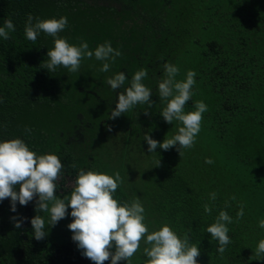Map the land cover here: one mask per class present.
Here are the masks:
<instances>
[{
    "label": "trees",
    "instance_id": "16d2710c",
    "mask_svg": "<svg viewBox=\"0 0 264 264\" xmlns=\"http://www.w3.org/2000/svg\"><path fill=\"white\" fill-rule=\"evenodd\" d=\"M28 14L40 19L67 17L68 25L58 35L69 44L79 46L84 41L94 51L111 42L122 55L109 62L108 72L99 71L103 62L95 57L82 59L75 73L62 66L55 72L40 68L54 38L41 32L35 43L27 40ZM9 18L15 31L7 40L0 38V142L19 138L37 155H57L63 165L56 182V195L61 198L71 192L79 169L112 176L119 172L123 183L114 198L120 203L139 198L149 230L167 224L183 236L190 229L189 241L201 252L199 264H264L254 255L264 238V229L258 227L264 219V122L248 113L263 117L264 83L249 86L247 82L264 66V0H0V26ZM199 30L207 34L203 42L198 41ZM165 63L179 67L178 80L189 70L197 74L185 112L202 101L194 93L204 84L197 79L208 80L207 100H203L208 110L203 116L210 121L205 119L203 125L207 129L213 125L221 150L210 148L213 141L201 127V140L191 149H181V155L175 147L147 151L145 134L162 142L178 128L175 121L168 124L160 115L164 105L157 88ZM141 68L147 69L143 83L153 93V105L138 104L108 119L118 94ZM118 72L125 74L126 81L112 90L106 78ZM238 111L228 130L229 140L216 125L217 115ZM135 154L142 157L138 162L147 179L137 181L131 195L134 178L128 171ZM206 158L214 163H205ZM73 163L75 169L70 167ZM211 192L217 193L215 202L209 200ZM233 195L245 205L244 216L227 225L231 243L220 254L218 242L206 228L220 210L235 221L236 201L224 208ZM206 203L214 205L211 215L204 212ZM34 208L35 198L27 206L17 202L16 212L11 211L10 199L0 201V264H93L68 238L58 240L59 235L50 234L37 241L30 223L37 215ZM38 214L47 227L48 214ZM13 216L27 218L21 228L13 226ZM140 253L137 256L144 257Z\"/></svg>",
    "mask_w": 264,
    "mask_h": 264
},
{
    "label": "clouds",
    "instance_id": "9594fccd",
    "mask_svg": "<svg viewBox=\"0 0 264 264\" xmlns=\"http://www.w3.org/2000/svg\"><path fill=\"white\" fill-rule=\"evenodd\" d=\"M67 25L68 20L64 16L59 19H40L27 15L24 26L27 40L35 43L41 32L54 38V47L47 51L48 59L41 62L40 68L55 72L62 66L75 73L80 69L82 59L95 57L103 62L99 71L108 72L109 62H114L122 55L111 46V42L98 45L94 51L89 50L84 41L79 46L69 44L66 38L58 35ZM14 31L12 20L4 19L0 26V38L7 40ZM163 69V78L158 81L157 88L159 100L164 105L160 115L168 124L178 122V130L162 142L152 139L148 134H145L143 140L147 143L149 153L155 152L158 147L164 151L175 147L181 155V149H191L194 146L201 130L203 113L208 108L203 101H196L194 110L185 112V105L193 96V86L196 83L194 78L197 75L195 71H187L186 77L178 80V66L165 63ZM146 76L147 69L144 68L134 73L130 86L118 94L115 108L108 119H115L138 104L151 108L153 101L150 97L153 93L143 83ZM125 81L123 72L106 78V83L112 90L121 88ZM145 115H148L147 110ZM107 130L111 131V127L108 126ZM25 131L30 129L25 127ZM205 163L213 164L214 161L206 158ZM159 166L160 161L157 160L156 167ZM70 167L75 169L77 166L73 163ZM62 169L63 165L57 155H37L22 139L0 142V201L10 199L11 211L16 212L17 202L21 206H27L35 198L34 210L37 215L31 218L30 223L32 235L37 241L43 240L48 234L45 218L38 213L48 214L49 227L70 215L72 221L67 228L72 233L71 239L82 256L93 264H104L109 260L110 264H119L120 261L131 264V258L140 250L142 241L146 245L143 248V254L147 257L144 264H199L197 258L201 252L198 246L189 241L190 229L180 236L170 226L163 224L149 232L145 224V209L139 198L124 203L114 198V193L123 183L119 172L112 176L79 169L70 194L61 198L56 195V182L61 177ZM216 199V192L209 193L210 201L215 202ZM229 201H236L237 204L235 221L227 211L220 210L214 222L206 228V232L218 242L217 251L220 254L231 243L227 225L239 222L244 216L243 202L237 201L233 195L224 202L225 209L231 207ZM213 206L204 204V212L211 215ZM26 219L23 216L10 217L17 229L22 227ZM258 227L264 229V219L258 221ZM254 255L256 260L264 259V238L256 244Z\"/></svg>",
    "mask_w": 264,
    "mask_h": 264
},
{
    "label": "rangeland",
    "instance_id": "374dc122",
    "mask_svg": "<svg viewBox=\"0 0 264 264\" xmlns=\"http://www.w3.org/2000/svg\"><path fill=\"white\" fill-rule=\"evenodd\" d=\"M211 34L213 35V30L211 32ZM206 33L202 30H199L198 33H197V37H198V41L199 42H203L206 38ZM199 81H203L202 83L203 86H202V89H199V88H195L194 89V93L196 94V96H198V98L202 99L203 100H207V96H206V88L208 86V80H201L200 78L197 79V82ZM248 85L249 86H253L259 82H262L264 83V66L262 67V71L260 72H255V73H251L248 77ZM262 100L260 101V104L262 106V110L264 111V95L263 97H261ZM194 109V108H193ZM192 109V110H193ZM236 113H238L236 115ZM251 117L253 119H257V118H260L259 120L261 121V123L264 122V114H262V118L260 117V115L255 112L256 114L254 115V113H252L251 111L248 112ZM239 111L238 112H235V113H232V114H228V113H225L223 114L222 112H220L218 115H217V118L219 119V122H217L216 125L220 126V132L222 133V135H224V137H226L228 139L229 137V140H230V131L228 133V130H230V128L232 127L233 125V122H234V118L239 116ZM204 117V116H203ZM205 119L209 122L210 120L205 118L202 120V123H201V127H203L205 129V132H203V134L206 136V138H211L212 139V145H210V148H215L216 146H218L219 150H221V148H223V146L221 145V142L219 141L218 139V132L215 130V128L213 127V125L210 124L211 126V129H207L203 124L205 122ZM176 125L178 126V122H176ZM178 130V128H177ZM201 132H199V134L197 135L196 137V141H200L201 140ZM214 136L216 138H214ZM264 142V141H263ZM228 143H227V147H228ZM223 151L227 154V157L231 159V157H229L228 153H229V150L227 148L224 147ZM225 154V155H226ZM132 159L134 160L132 163V165H130L131 167H133L131 169V171H128V173H130L131 177L134 178L133 180V187L131 188V191H130V194H135V191H136V187H137V181L140 182L142 180H146L147 177H146V173L145 172H141V167L139 166V162L138 161H141L142 160V157H139V155H134L132 157ZM124 171V170H123ZM124 173V172H122ZM72 182H68V186L71 185ZM70 194V193H69ZM67 194V195H69ZM68 212L70 213L71 212V209L69 208L68 209ZM72 221V217L70 215H66V217L62 220H60L55 226H52V227H49L47 226L46 229H47V237L51 234L52 236H57L59 235V238L58 240H64V239H71V236H72V233L71 231L67 228V225L69 223H71ZM148 226V225H147ZM149 229V228H148ZM152 230H149V232H151ZM75 245L76 243L73 242ZM142 246L140 247V250L134 255V258L132 257L131 258V264H144L145 260L147 259L146 256H142V255H139V257L137 256V254H139L140 252L143 253V248L146 246L144 243L141 244ZM112 251H114V248L112 249ZM140 253V254H141ZM137 258H136V257ZM139 260V261H138ZM104 264H110V260L109 261H105ZM119 264H126L125 261H120Z\"/></svg>",
    "mask_w": 264,
    "mask_h": 264
}]
</instances>
